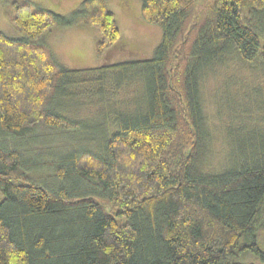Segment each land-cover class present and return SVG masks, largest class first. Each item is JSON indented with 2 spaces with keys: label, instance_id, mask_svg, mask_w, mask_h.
Returning <instances> with one entry per match:
<instances>
[{
  "label": "trees",
  "instance_id": "obj_1",
  "mask_svg": "<svg viewBox=\"0 0 264 264\" xmlns=\"http://www.w3.org/2000/svg\"><path fill=\"white\" fill-rule=\"evenodd\" d=\"M140 15L161 26L151 57L71 69L47 43L54 27L93 26L98 57L125 48L106 0L68 17L13 2L21 37L0 32V264H264V128H240L257 141L208 170L200 98L205 68L228 54L264 63V0H141ZM87 73L139 79L101 137L63 112ZM57 135L99 149L47 152L36 181L23 146Z\"/></svg>",
  "mask_w": 264,
  "mask_h": 264
},
{
  "label": "rangeland",
  "instance_id": "obj_2",
  "mask_svg": "<svg viewBox=\"0 0 264 264\" xmlns=\"http://www.w3.org/2000/svg\"><path fill=\"white\" fill-rule=\"evenodd\" d=\"M14 1H29L36 7L68 17L79 7L82 0H0V32L8 37L19 38L21 34L9 18ZM106 2L115 14L125 48L120 51L109 50L98 57L95 53L97 31L93 26H57L47 34L46 40L61 65L71 69L93 68L123 60L149 58L153 55L161 40L162 30L160 25L147 23L141 18V0ZM253 19L264 38L263 18L253 15ZM95 77L96 74L87 73L83 82L69 90L74 99H64V105L69 108H65L63 112L66 116L74 115L82 120L84 129L91 128V137H101L104 133V130L100 129L102 124L105 123L107 128L114 126L108 118H112L113 109L133 107V96H139L136 94L140 88L139 79L123 80L125 82L116 86L110 83L109 78L104 82L105 85L96 80L89 81ZM101 94L105 96L101 98ZM200 98L205 130V164L208 170H222L227 161L238 156L247 144L255 139L249 133L244 135L238 130L264 128V63L258 60L244 61L235 52L228 54L222 61L214 62L205 68L201 78ZM103 115H106L105 121ZM84 129L79 135L85 133ZM35 137L37 140L29 141V145L24 144L23 154L26 159L36 160L30 172L36 181L49 179V168L40 165L47 152H60V147L65 150L99 149V142L95 143L93 139L88 138L69 140L57 135L54 138L52 136L51 141H45L39 136ZM9 143L15 146L13 141Z\"/></svg>",
  "mask_w": 264,
  "mask_h": 264
}]
</instances>
